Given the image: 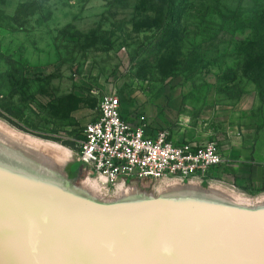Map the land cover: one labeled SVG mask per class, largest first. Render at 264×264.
Wrapping results in <instances>:
<instances>
[{
    "label": "rangeland",
    "instance_id": "obj_1",
    "mask_svg": "<svg viewBox=\"0 0 264 264\" xmlns=\"http://www.w3.org/2000/svg\"><path fill=\"white\" fill-rule=\"evenodd\" d=\"M262 6L0 0V264H264V189L220 176L108 185L79 162L108 93L129 118L263 144L264 82L242 72L251 31L234 30Z\"/></svg>",
    "mask_w": 264,
    "mask_h": 264
},
{
    "label": "built area",
    "instance_id": "obj_2",
    "mask_svg": "<svg viewBox=\"0 0 264 264\" xmlns=\"http://www.w3.org/2000/svg\"><path fill=\"white\" fill-rule=\"evenodd\" d=\"M144 115L130 119L116 93L105 94L93 120L83 129L79 162L108 185L119 181H154L167 177L205 178L224 164L214 140L175 142L169 129L149 134Z\"/></svg>",
    "mask_w": 264,
    "mask_h": 264
},
{
    "label": "crops",
    "instance_id": "obj_3",
    "mask_svg": "<svg viewBox=\"0 0 264 264\" xmlns=\"http://www.w3.org/2000/svg\"><path fill=\"white\" fill-rule=\"evenodd\" d=\"M148 122L150 125L149 134H156L158 130L168 129L164 127L166 120L163 117L153 125L149 119ZM169 130L173 140L177 143L191 141L205 144L213 139L211 135L209 136L210 129L205 127L203 129L188 128L184 133L183 130L179 132L180 127ZM238 139L231 137L226 141V148L220 147L225 161L212 172L211 176H220L242 188L264 189V143L259 142L257 146L253 147L248 140L240 143Z\"/></svg>",
    "mask_w": 264,
    "mask_h": 264
},
{
    "label": "trees",
    "instance_id": "obj_4",
    "mask_svg": "<svg viewBox=\"0 0 264 264\" xmlns=\"http://www.w3.org/2000/svg\"><path fill=\"white\" fill-rule=\"evenodd\" d=\"M239 20L235 22L234 30L249 29L251 31L246 39L239 41L241 44L239 51L244 60L242 72L249 80L257 84L258 90H261L264 82V6L253 9L252 17H241ZM73 169L77 171L78 164H75Z\"/></svg>",
    "mask_w": 264,
    "mask_h": 264
},
{
    "label": "bare ground",
    "instance_id": "obj_5",
    "mask_svg": "<svg viewBox=\"0 0 264 264\" xmlns=\"http://www.w3.org/2000/svg\"><path fill=\"white\" fill-rule=\"evenodd\" d=\"M2 125V124H1ZM4 125V124H3ZM6 127V126H5ZM4 127V128H5ZM5 130V129H4ZM7 131V130H6ZM13 131V130H12ZM13 134H15V133H13ZM14 136V135H13ZM18 139L20 138V137H17ZM40 140V139H39ZM24 144H27V148L30 150V151H36L37 149H39V148H46L45 146H48L49 144H44V143H42V142H39V141H33V140H31V141H27V143H24ZM55 144V143H54ZM59 146V145H58ZM57 146V147H58ZM63 149H64V147H63ZM67 149V148H66ZM40 150V149H39ZM45 150V149H44ZM43 150V151H44ZM68 150V149H67ZM48 152H51V151H49V150H47ZM54 155V154H53ZM56 156V155H55ZM57 163H59V162H57ZM91 179V178H90ZM92 181V180H91ZM171 182V181H170ZM168 184V183H167ZM124 185L125 184H121V187H124ZM169 185V184H168ZM84 186V185H83ZM176 186V185H175ZM179 186V185H178ZM87 187H89V186H87ZM164 187V186H163ZM170 187V186H169ZM193 187H195V186H193ZM197 187V186H196ZM84 188V187H83ZM82 188V189H83ZM221 188V187H220ZM91 189V188H90ZM125 189H127V188H125ZM167 189V188H166ZM195 189V188H194ZM212 189V188H211ZM222 190H223V188H221ZM214 190V189H213ZM220 190V189H219ZM118 191V190H117ZM162 191V190H161ZM88 192H89V190H88ZM93 192V191H92ZM221 192V191H220ZM222 192H224V191H222ZM97 193V192H96ZM118 193V192H117ZM121 193V192H120ZM127 193V192H126ZM233 194V193H232ZM121 195H122V193H121ZM228 195V194H227ZM94 196V195H93ZM97 196V195H96ZM98 197V196H97ZM99 197H100V195H99ZM116 197H117V195H116ZM245 198V197H244ZM230 199H231V201H237V202H239V203H242V204H245V201H247V200H243L242 198H240V197H238V196H233V195H230ZM258 200V199H257ZM250 201V200H249Z\"/></svg>",
    "mask_w": 264,
    "mask_h": 264
},
{
    "label": "water",
    "instance_id": "obj_6",
    "mask_svg": "<svg viewBox=\"0 0 264 264\" xmlns=\"http://www.w3.org/2000/svg\"><path fill=\"white\" fill-rule=\"evenodd\" d=\"M70 175L72 176V173H71ZM73 175H74V174H73ZM67 180H69V179H67ZM182 180H184V179H182ZM57 218H59L57 221H56V220H52V221H50V223H51L52 225H60V224H62V223H63V222H62V215H58ZM70 220H71V222L68 224V226L71 225V224L77 226V223L75 222V219H74L73 216L70 217ZM88 234H89V233H88ZM88 234H85V235H88ZM180 245H181V244H180ZM202 246L206 248L208 245H202Z\"/></svg>",
    "mask_w": 264,
    "mask_h": 264
}]
</instances>
